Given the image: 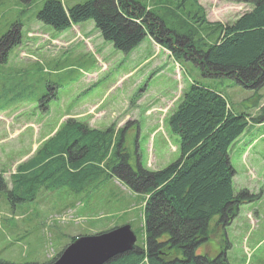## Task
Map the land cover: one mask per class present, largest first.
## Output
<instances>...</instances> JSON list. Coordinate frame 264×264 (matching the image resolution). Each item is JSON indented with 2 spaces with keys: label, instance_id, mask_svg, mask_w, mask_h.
Instances as JSON below:
<instances>
[{
  "label": "rangeland",
  "instance_id": "obj_1",
  "mask_svg": "<svg viewBox=\"0 0 264 264\" xmlns=\"http://www.w3.org/2000/svg\"><path fill=\"white\" fill-rule=\"evenodd\" d=\"M45 1L0 0V40L10 31L20 38L0 56V174L9 186L18 165L70 118L91 129L112 127L117 135L123 129L120 149L133 170L167 167L180 156L179 138L167 119L192 82L223 91L250 119L264 114V87L255 93L231 79L203 78L149 35L125 53L104 40L93 20L57 31L36 18ZM60 1L69 8L86 0ZM197 2L209 22L223 24L253 7L228 0ZM143 3L156 9L153 0ZM229 158L234 190L246 188L261 197L240 206L228 226L214 217L210 238L197 255L214 259L224 252L228 264H264V123H249ZM100 181L83 193L42 190L36 200L15 205L0 192V263H47L73 238L127 224L136 243H142L146 197L116 177Z\"/></svg>",
  "mask_w": 264,
  "mask_h": 264
},
{
  "label": "trees",
  "instance_id": "obj_2",
  "mask_svg": "<svg viewBox=\"0 0 264 264\" xmlns=\"http://www.w3.org/2000/svg\"><path fill=\"white\" fill-rule=\"evenodd\" d=\"M143 1L86 0L66 8L60 0H46L36 18L57 31L93 20L104 40L125 53L149 35L177 63H188L203 78L231 79L255 93L264 87V0H228L253 7L227 24L209 22L197 0H153L155 10ZM19 40L18 32L6 34L0 56ZM249 123H264V114L250 119L234 109L223 91L192 82L167 119L180 152L167 167L133 170L120 149L123 129L117 135L112 127L91 129L70 118L18 165L11 186L0 174V192L15 205L36 200L42 190L83 193L100 186L101 177H116L146 197L144 239L105 264H228L224 252L210 259L197 255V248L208 242L214 217L228 226L240 206L261 197L233 188L229 150Z\"/></svg>",
  "mask_w": 264,
  "mask_h": 264
},
{
  "label": "water",
  "instance_id": "obj_3",
  "mask_svg": "<svg viewBox=\"0 0 264 264\" xmlns=\"http://www.w3.org/2000/svg\"><path fill=\"white\" fill-rule=\"evenodd\" d=\"M137 236L130 225L77 238L52 264H105L112 257L131 250Z\"/></svg>",
  "mask_w": 264,
  "mask_h": 264
},
{
  "label": "crops",
  "instance_id": "obj_4",
  "mask_svg": "<svg viewBox=\"0 0 264 264\" xmlns=\"http://www.w3.org/2000/svg\"><path fill=\"white\" fill-rule=\"evenodd\" d=\"M80 37H82V36H80Z\"/></svg>",
  "mask_w": 264,
  "mask_h": 264
}]
</instances>
